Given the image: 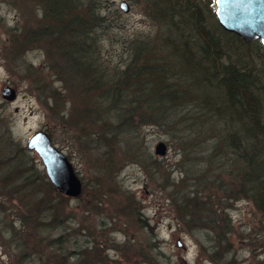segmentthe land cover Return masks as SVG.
I'll list each match as a JSON object with an SVG mask.
<instances>
[{"label": "rangeland", "instance_id": "374dc122", "mask_svg": "<svg viewBox=\"0 0 264 264\" xmlns=\"http://www.w3.org/2000/svg\"><path fill=\"white\" fill-rule=\"evenodd\" d=\"M48 1L0 0V264H78L73 252L79 264H264V215L230 144L233 134L252 142L245 114L221 89L191 82L189 67L205 62L193 45L199 23L233 44L218 62L253 73L262 67L257 39L225 29L215 0H67L89 27L78 40L91 51L81 57L88 62L75 68L67 58L73 40L58 33L56 15L44 14ZM181 42H190V62ZM146 60L171 63L178 73H162L165 83L183 92L187 83L194 98L167 106L179 113L165 122L141 107L125 127L107 93L124 80L133 85ZM5 85L14 99L2 96ZM253 95L264 128V87ZM231 108L240 118L227 115ZM38 130L71 162L78 195H58L27 148ZM160 141L163 154L154 151ZM263 157L259 148L255 158Z\"/></svg>", "mask_w": 264, "mask_h": 264}, {"label": "trees", "instance_id": "16d2710c", "mask_svg": "<svg viewBox=\"0 0 264 264\" xmlns=\"http://www.w3.org/2000/svg\"><path fill=\"white\" fill-rule=\"evenodd\" d=\"M70 8L71 3H68L67 0H51L46 3L44 14L50 12V14H54L59 18V24L56 27L58 33L61 35L70 33V39L73 41L70 43V47L68 43H66L69 50L68 56H71H67V58L73 67L78 68L81 65L86 66L85 64L88 61L82 60L81 57H86V55H89L91 52L85 43L78 41L89 27L85 17L76 13L75 9ZM197 18L199 17L197 16ZM199 22L198 20L197 23ZM43 30V34L50 32L49 27L43 28ZM195 30L197 40L193 42V45L197 49L198 56H201L202 60L205 62L199 63L198 61L196 67L189 66L191 69V82L193 81L196 82L195 84L208 87L210 92L211 88H215L217 93H219L218 88L221 89L234 111H239L238 113H240L241 109L245 114L244 117L248 123L246 125L242 124L243 130L246 132L247 136L249 135L255 140L253 141L252 139V142L249 143L247 137L241 135L243 138L239 141L233 134L230 139V144L234 149L239 151V156L246 167V189H248L250 193L252 192L255 207L264 215V157L261 160L255 158L257 150L259 148L264 149V128L260 121V106L255 100V95H253V90L257 85L260 84L264 87V82L261 80L259 74L260 70L261 72L263 71L264 66V51L261 49V42L257 39L262 56V67L259 71L253 73L237 64L217 61V59L223 55H228V50L233 47L231 40L227 42V40L215 36L211 30L209 31L203 28V26H200V23L195 26ZM232 35L235 39L239 38V40H242L236 34L232 33ZM75 42L76 44H74ZM189 46L190 42L187 44L181 42L182 49L180 54L183 60L187 62H190L192 60L191 57L195 56L193 53L191 54ZM144 51V47L140 45L139 49L134 51L135 58H138L140 53ZM148 60L139 64L136 68L133 77L135 79V81H133L134 83H132L133 85L124 80L123 89H119V87L116 86L115 93H107V95H109V100L114 99L117 101L115 108L117 109L120 122H122L125 127H128L131 123L128 120L130 116L141 107L143 108L142 112L148 111L154 120L165 122L170 117H173L172 115L179 113V110L176 108L169 111L168 108H166L167 106L178 105L180 104L178 101L184 103L186 100L194 98V96H192L193 94L186 89L187 83L184 85L185 92L177 91L178 88L176 86L165 83V79L161 76L162 73L166 70H168L167 73H178V71L172 67L171 63L165 62L167 66L164 63L161 64L159 61L148 63ZM123 74L127 75L126 71H124ZM182 77L183 75L177 79L176 82L178 84ZM122 80L123 77H119L115 82L119 84ZM167 81L170 82L168 79ZM183 81L184 83L187 82L185 80V73L184 79L182 78V82ZM136 87L137 89L135 92ZM133 92L134 95H130V93ZM207 100L208 98H205V101ZM227 115L231 118H235L234 115L238 117L237 115L239 114H233L232 110V112L227 113ZM125 121L127 123H125ZM258 141L261 145H256ZM254 189H256V191H254ZM57 192L58 195L65 196L58 190ZM78 253L79 252H73L72 257L77 260L79 264L80 259Z\"/></svg>", "mask_w": 264, "mask_h": 264}, {"label": "water", "instance_id": "95a60500", "mask_svg": "<svg viewBox=\"0 0 264 264\" xmlns=\"http://www.w3.org/2000/svg\"><path fill=\"white\" fill-rule=\"evenodd\" d=\"M215 14L219 23L227 30L234 31L246 41L259 39L264 49V0H215ZM262 78L264 79V70ZM1 94L4 98H15V90L5 85ZM27 148L34 149L40 156L45 173L56 190L68 196H76L81 192V181L66 155L52 144L49 135L38 130L32 133ZM165 144L158 142L154 146L155 153L163 154ZM176 245L182 246L180 240Z\"/></svg>", "mask_w": 264, "mask_h": 264}]
</instances>
